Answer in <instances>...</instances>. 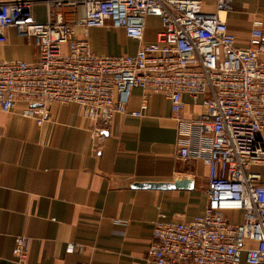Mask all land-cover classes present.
<instances>
[{"label":"built area","instance_id":"obj_1","mask_svg":"<svg viewBox=\"0 0 264 264\" xmlns=\"http://www.w3.org/2000/svg\"><path fill=\"white\" fill-rule=\"evenodd\" d=\"M37 0H0L4 30L38 49L34 61H0V111L22 104L37 124L52 103H75L101 135L114 113L141 117L152 94L169 102L178 130L180 161L205 158L206 205L189 219L155 221L147 257L156 264H264V34L257 19L245 47L226 25L233 0H40L47 19L34 21ZM66 11L67 16L63 13ZM158 21L144 42L147 19ZM140 42L133 54L102 55L88 42L90 28L107 23ZM65 46V50L63 49ZM141 91L129 111L132 89ZM186 97L198 105L182 116ZM14 254L25 260L24 238ZM86 264V263H79Z\"/></svg>","mask_w":264,"mask_h":264},{"label":"crops","instance_id":"obj_2","mask_svg":"<svg viewBox=\"0 0 264 264\" xmlns=\"http://www.w3.org/2000/svg\"><path fill=\"white\" fill-rule=\"evenodd\" d=\"M202 9L213 12L212 0H203ZM47 16L45 4L34 1L33 20ZM257 19L264 34V0H233L225 21L238 47L248 44ZM155 30L145 29L144 42L155 39ZM4 35L0 61L37 59V47L12 27ZM88 42L102 55L133 54L140 46L109 21L90 28ZM140 96V89L131 90L129 111ZM182 100V116H196L198 105ZM21 108L0 111V264H156L147 257L155 221L204 210L207 162L179 160V143L188 136L161 95L150 96L141 117L114 113L101 135L92 134L93 123L75 103H52L41 124ZM182 178L193 181L191 189L132 187ZM17 237L24 238L22 263L13 252Z\"/></svg>","mask_w":264,"mask_h":264},{"label":"water","instance_id":"obj_3","mask_svg":"<svg viewBox=\"0 0 264 264\" xmlns=\"http://www.w3.org/2000/svg\"><path fill=\"white\" fill-rule=\"evenodd\" d=\"M192 180L188 178L175 179L172 182H135L132 187L153 189H191Z\"/></svg>","mask_w":264,"mask_h":264},{"label":"rangeland","instance_id":"obj_4","mask_svg":"<svg viewBox=\"0 0 264 264\" xmlns=\"http://www.w3.org/2000/svg\"><path fill=\"white\" fill-rule=\"evenodd\" d=\"M147 27L150 30H155L157 28V22L156 19L148 18L147 19Z\"/></svg>","mask_w":264,"mask_h":264}]
</instances>
